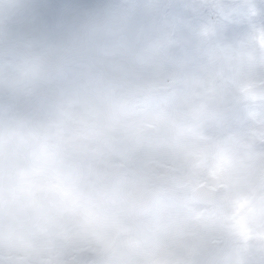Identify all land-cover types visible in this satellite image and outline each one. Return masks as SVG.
Wrapping results in <instances>:
<instances>
[{
  "label": "clouds",
  "instance_id": "obj_1",
  "mask_svg": "<svg viewBox=\"0 0 264 264\" xmlns=\"http://www.w3.org/2000/svg\"><path fill=\"white\" fill-rule=\"evenodd\" d=\"M0 264H264V0H0Z\"/></svg>",
  "mask_w": 264,
  "mask_h": 264
}]
</instances>
